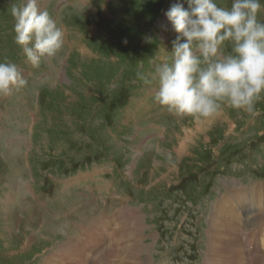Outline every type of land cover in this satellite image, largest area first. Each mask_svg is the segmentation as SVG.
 I'll return each instance as SVG.
<instances>
[{
	"label": "rangeland",
	"instance_id": "rangeland-1",
	"mask_svg": "<svg viewBox=\"0 0 264 264\" xmlns=\"http://www.w3.org/2000/svg\"><path fill=\"white\" fill-rule=\"evenodd\" d=\"M13 3L22 0H0V62L15 63L27 85L0 96V264H71L84 230L117 214L107 244L128 226L142 264H204L210 253L218 258L208 264H229L239 247L253 264L264 252L248 209L264 201L234 188L264 182V99L255 115L225 108L212 121L176 117L154 101L155 67L170 61L177 36L166 12L187 0H37L64 32L39 68L14 41ZM238 194L244 204L234 212L247 227L223 218L214 233ZM120 240L113 244L126 246ZM84 247L76 264H95Z\"/></svg>",
	"mask_w": 264,
	"mask_h": 264
},
{
	"label": "clouds",
	"instance_id": "clouds-1",
	"mask_svg": "<svg viewBox=\"0 0 264 264\" xmlns=\"http://www.w3.org/2000/svg\"><path fill=\"white\" fill-rule=\"evenodd\" d=\"M187 3V9L175 3L166 12L177 36L170 61L155 67L154 101L176 117L196 120L218 116L225 108L255 115L257 103L264 99L261 0H232L230 8L217 0ZM10 14L14 41L34 68L62 48V28L48 11L39 9L37 0L13 3ZM137 75L145 84L152 83L144 74ZM26 85L15 63L0 62V96Z\"/></svg>",
	"mask_w": 264,
	"mask_h": 264
},
{
	"label": "bare ground",
	"instance_id": "bare-ground-1",
	"mask_svg": "<svg viewBox=\"0 0 264 264\" xmlns=\"http://www.w3.org/2000/svg\"><path fill=\"white\" fill-rule=\"evenodd\" d=\"M214 118V117H213ZM213 118H210L209 121L213 120ZM204 122H198L197 126L195 125L194 128L195 130H201L203 129ZM194 130V131H195ZM192 131V130H191ZM191 133V132H190ZM189 134V133H188ZM194 134V133H193ZM191 135V134H190ZM194 137V136H193ZM184 142V141H183ZM186 142V141H185ZM183 147V146H182ZM185 147V146H184ZM78 179V178H77ZM70 181V180H69ZM68 181V182H69ZM242 184V183H241ZM241 187V188H240ZM225 188V187H224ZM234 190L237 193H241L244 196H246L247 198H252V200H255L256 198L259 199V201H264V182H260L259 184L255 185L253 184L252 187L251 186H246L243 188L242 185H237V187L234 188ZM234 194L230 193L228 191V193H226V195L224 197H231ZM235 208L232 206V204L230 203V206L227 210V212L224 211V213H217V217L215 220H213V223H211V229L214 233H216V226L219 225L218 222L219 220H223L224 225H228V226H232V224L234 222H239V223H243L245 221V226L247 227V223L248 220L242 218L241 216H238L234 210L237 209L238 206L242 207L244 202L241 199V195L238 194L235 197ZM245 205H247L245 203ZM248 206V205H247ZM264 206V205H263ZM263 206L259 205V206H255L252 205L251 207H249L248 210L253 211V216L252 219L257 218L259 219V232L260 235H258V240L260 241L261 245L263 246L262 250L264 252V219L263 217L261 218L259 216L260 213H262V209ZM131 208V207H130ZM214 210V209H213ZM129 211V209H128ZM244 211V210H243ZM219 212V211H218ZM222 212V211H221ZM122 213V212H121ZM242 213V212H241ZM251 213V214H252ZM124 215V214H123ZM116 216V218H115ZM122 216V214H117L114 215L112 219H110L108 222H103L101 224V226L96 227L95 229H91V227L88 226V228L86 230H84V234L82 233L83 236H86L85 239L84 237H79V241L80 243L77 244H72L75 247H73L72 249H70V255L72 253H76L75 256L72 257V263L71 264H76L78 263L77 258L79 257V261L82 262V255L84 254V250L83 249H87L84 246H88L90 248V251L92 253L93 260H96L95 264H142L140 262V257L138 260L135 261L136 255L138 254V252H136V250L138 249V247L141 245L139 244V242H137V240L135 238H137L138 236H132V234L130 233V230L127 227H125L123 224L119 225L117 228V230H114L115 236H118L117 238H112V240L115 242L117 240L121 241L120 238H122V241L126 244V246H122V245H116L113 244L114 242L112 241V243L109 242V244H107L108 238L107 235L110 234L111 230L113 231V226L116 225L119 221L120 222V217ZM211 216V215H210ZM263 216V213H262ZM214 218V217H213ZM101 219V218H100ZM104 220V219H103ZM102 220V221H103ZM128 220V219H127ZM98 223V221H96ZM101 222V221H100ZM132 222V221H131ZM251 221H249L250 223ZM252 223V222H251ZM100 224V223H99ZM113 225V226H112ZM136 225V224H134ZM132 226V225H131ZM94 227V226H92ZM139 227V226H138ZM84 228V227H83ZM135 228V227H134ZM133 228V229H134ZM140 228V227H139ZM245 228V227H244ZM116 229V228H115ZM225 229H227V226H225ZM224 229V230H225ZM254 229H256L254 227ZM94 230H99L98 232H95ZM132 230V229H131ZM218 230H220L218 228ZM223 230V231H224ZM140 231V229H139ZM221 231V230H220ZM246 231V230H245ZM134 232V231H133ZM93 233H95V235H93ZM98 233V234H97ZM113 233V234H114ZM246 237H247V243L252 244L251 246H248L249 248L253 249L254 243L255 241H257L255 233L252 232V229H250L249 231L244 232ZM86 234V235H85ZM213 234V233H212ZM134 235V234H133ZM110 236V235H109ZM210 236V234H209ZM223 236H229L228 234H223ZM113 237V236H112ZM213 237V235H212ZM214 238V237H213ZM210 237H208V242H209ZM20 241V240H19ZM132 242L131 244H128L129 242ZM71 245V244H70ZM111 245L109 247V249H102V247ZM246 245V244H245ZM260 245V246H261ZM62 248V247H61ZM82 249V251H81ZM76 250V251H75ZM238 253L237 256L234 257L233 259L230 260L229 264H246L245 261V256L248 255L247 254V248L245 247H239L237 249ZM90 253V252H89ZM69 254V253H68ZM106 254V257L103 259L101 258L102 256H104ZM221 253H218L217 255L220 257ZM255 254V253H254ZM69 255V256H70ZM109 255V256H108ZM249 256V255H248ZM210 261H205L204 264H208V263H215L217 258H215L216 256H214V254L210 253ZM99 258V259H98ZM55 259V258H53ZM52 259V260H53ZM107 259V261L105 260ZM204 261V260H203ZM54 262V261H53ZM51 262V264H61L57 261V263H53ZM90 262H88L87 264H89ZM81 264V263H80ZM83 264H86L85 262H83ZM249 264V263H248ZM253 264H264V253H257L256 257H255V261Z\"/></svg>",
	"mask_w": 264,
	"mask_h": 264
}]
</instances>
